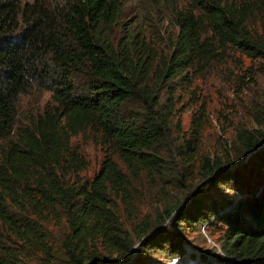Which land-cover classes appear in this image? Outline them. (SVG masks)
<instances>
[{"label": "trees", "instance_id": "1", "mask_svg": "<svg viewBox=\"0 0 264 264\" xmlns=\"http://www.w3.org/2000/svg\"><path fill=\"white\" fill-rule=\"evenodd\" d=\"M135 3L0 0V264H264V107L209 155L193 93L234 53L264 60V0ZM180 96L199 104L178 137ZM78 135L103 151L92 177Z\"/></svg>", "mask_w": 264, "mask_h": 264}, {"label": "rangeland", "instance_id": "2", "mask_svg": "<svg viewBox=\"0 0 264 264\" xmlns=\"http://www.w3.org/2000/svg\"><path fill=\"white\" fill-rule=\"evenodd\" d=\"M148 2L149 0H137V3H135L136 7H131L127 11L128 16L131 14L130 12L148 6ZM166 23L168 22L165 19L164 24L166 25ZM155 24H157L159 34L161 33L164 36L165 31L161 28L158 18ZM230 56L228 62L211 65L205 73L201 74V77L193 81V93L196 95L195 100L199 102L204 101L206 104V112L203 115L201 130L199 132V149L204 154L210 153L209 155H212L217 153L224 145L223 142L225 140L226 143L234 141L238 128L242 126L257 127V124L254 123L255 110H257L258 106L264 107V60H251L239 53H234ZM176 91L180 93L179 89H176ZM164 92L162 89V94ZM47 98L48 93L45 91L26 96L22 100L21 109L22 111L30 112L37 108L38 104L41 106ZM178 100H180L177 104L179 109L172 118L171 130L172 134L181 137L190 134L192 116L197 112V105L199 103L194 105L187 96H180ZM259 115L263 117L262 113H259ZM177 118H180L181 121L179 131L175 127ZM165 141L167 144H170L168 136ZM73 142L81 146L84 155L89 160V168L83 172V175L92 177L99 169L103 151L99 145L86 140L81 135L73 138ZM193 192H189L191 195L185 205L191 203ZM175 194V192L172 193V195ZM139 205L142 213L151 211L148 197H143ZM200 231L204 233L205 237L199 242V246H204L205 248L215 246L219 249L217 245L219 231L212 233L203 229V227H200ZM54 233L57 234L59 231L56 230ZM193 236L194 234L190 233V240H193ZM56 239H53V243L59 245V237L57 236ZM135 251L137 254L138 249Z\"/></svg>", "mask_w": 264, "mask_h": 264}, {"label": "water", "instance_id": "3", "mask_svg": "<svg viewBox=\"0 0 264 264\" xmlns=\"http://www.w3.org/2000/svg\"><path fill=\"white\" fill-rule=\"evenodd\" d=\"M264 142V140H262L261 141V143H263ZM261 145V144H260ZM144 239V238H143ZM137 246H138V244H136L135 245V247L132 249V253H131V256H130V258L132 259L134 256H135V254H136V251L135 250H137Z\"/></svg>", "mask_w": 264, "mask_h": 264}]
</instances>
